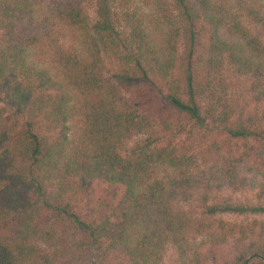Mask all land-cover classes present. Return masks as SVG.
Instances as JSON below:
<instances>
[{"label": "trees", "instance_id": "obj_1", "mask_svg": "<svg viewBox=\"0 0 264 264\" xmlns=\"http://www.w3.org/2000/svg\"><path fill=\"white\" fill-rule=\"evenodd\" d=\"M108 1L90 23L86 0H0V264H160L167 244L173 264H264L263 221L215 217L264 212V122L227 92L241 77L264 98V0H147L123 27ZM142 81L174 118L125 151L154 127ZM238 187L257 203L211 202Z\"/></svg>", "mask_w": 264, "mask_h": 264}, {"label": "rangeland", "instance_id": "obj_2", "mask_svg": "<svg viewBox=\"0 0 264 264\" xmlns=\"http://www.w3.org/2000/svg\"><path fill=\"white\" fill-rule=\"evenodd\" d=\"M172 2V0H168ZM231 7L236 8L238 2H245L250 4L251 0H225ZM110 12L113 18L116 19L115 25L123 27L126 25V21L123 17V12L125 10L138 11L140 14L144 12L145 9H148L149 3L147 0H109ZM85 10L87 12L89 22L93 23L96 20H99L102 16L101 13L98 15L95 13V0H86ZM254 32L259 34V37L264 42V30L260 27L250 26ZM116 59H113L108 51L103 54V63L107 70L113 72L116 70L117 65ZM146 82L142 81L138 85L139 89H134L130 96L136 101V105L143 110L145 114L149 116L152 120L154 127L152 132L147 134H140L138 136L132 137L125 146V151L130 149L135 143L142 141L143 139L151 138L156 140L159 138L160 133H157L160 117H164L165 120H173L174 115L172 109H170L168 103H166L161 93L152 85H146ZM230 102L236 110L245 112L248 114L254 122H264V98H259L257 93L251 88V84L248 80L236 77L228 85L227 89ZM201 156V155H200ZM201 158H203L201 156ZM210 159L212 157H209ZM204 159V158H203ZM79 187L81 192H84L88 198L94 196V199H101L104 203H109L117 194H119V187L113 185H107L99 182H80ZM229 200L233 203L240 204H253L257 203V200L254 198L253 193L245 188H223L220 191L211 193L210 200L211 202H221L222 200ZM264 203V201H263ZM183 209L188 213L196 214L198 212L197 204L194 199H191L182 204ZM223 221L229 222H249V220H258L264 222V212L259 214H248V215H237L231 213H221L215 216ZM56 232L59 236L64 234V230L55 227ZM68 230L67 228H64ZM65 235H63L64 237ZM174 263V251L170 244H167L164 249V253L161 259L160 264H173Z\"/></svg>", "mask_w": 264, "mask_h": 264}]
</instances>
